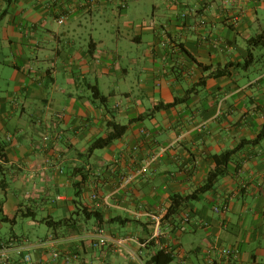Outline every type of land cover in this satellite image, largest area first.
Wrapping results in <instances>:
<instances>
[{
    "label": "crops",
    "instance_id": "crops-1",
    "mask_svg": "<svg viewBox=\"0 0 264 264\" xmlns=\"http://www.w3.org/2000/svg\"><path fill=\"white\" fill-rule=\"evenodd\" d=\"M263 32L264 0H0V264H264Z\"/></svg>",
    "mask_w": 264,
    "mask_h": 264
},
{
    "label": "built area",
    "instance_id": "built-area-1",
    "mask_svg": "<svg viewBox=\"0 0 264 264\" xmlns=\"http://www.w3.org/2000/svg\"><path fill=\"white\" fill-rule=\"evenodd\" d=\"M242 1L243 0H228V2H234V3L242 2ZM64 21H65V18L62 17L59 19L58 23L63 24ZM45 140L46 141L49 140V137H46ZM168 149H169V147H162L156 153H154V154L150 155L148 158H146L142 162V166L137 173L141 174V175L145 174L148 171V169H150L158 161L159 157L168 151ZM135 177H136V174H131V175L125 176L122 181L124 184H130V183H132V181H134ZM92 199L96 202L97 206H100L99 197L97 194H94L92 196ZM214 210H215V212L220 213V212H226L227 208L220 209V208L216 207ZM188 220H189V218H187V221ZM93 238H94L93 244L97 248H102V249L106 248L111 242L109 237L107 236L104 228H98L96 230ZM221 254L227 258H230V257L236 256L238 254V251L236 249L223 248L221 250ZM3 257L7 258V253H4ZM54 257L58 258L59 254L55 253ZM23 264H36V261L30 252H27L23 256ZM91 264H104V263L98 262V263H91Z\"/></svg>",
    "mask_w": 264,
    "mask_h": 264
},
{
    "label": "trees",
    "instance_id": "trees-1",
    "mask_svg": "<svg viewBox=\"0 0 264 264\" xmlns=\"http://www.w3.org/2000/svg\"><path fill=\"white\" fill-rule=\"evenodd\" d=\"M250 46H264V32L262 35H260L258 38L250 40L249 41ZM250 56H252V53L250 52ZM113 132L106 138V139H100L95 141L89 148V152L92 153L96 150L105 149L110 144H112L114 141L119 139L127 130L126 126H119L117 124L112 125ZM230 156L229 154L225 155V158H228ZM218 177V172L214 173L209 176L207 184L204 185L202 188H200L197 192H195L192 196L187 197L185 200H194L198 199L200 195L208 192L213 188L214 181ZM175 203L178 205V201L176 198ZM180 199V198H179ZM174 209V208H173ZM170 214V213H169ZM173 260V257L169 254H165L164 252H159L153 259L152 262L154 264H169Z\"/></svg>",
    "mask_w": 264,
    "mask_h": 264
},
{
    "label": "rangeland",
    "instance_id": "rangeland-1",
    "mask_svg": "<svg viewBox=\"0 0 264 264\" xmlns=\"http://www.w3.org/2000/svg\"><path fill=\"white\" fill-rule=\"evenodd\" d=\"M23 226H24V225H22L21 223H20L18 226H16V229L18 230V232H21L22 229H24ZM8 227H9V226H8Z\"/></svg>",
    "mask_w": 264,
    "mask_h": 264
}]
</instances>
